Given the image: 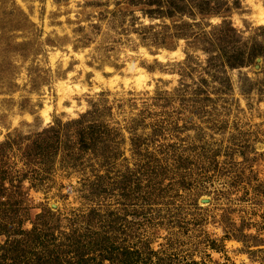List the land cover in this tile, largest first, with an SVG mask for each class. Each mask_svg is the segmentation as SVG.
Returning a JSON list of instances; mask_svg holds the SVG:
<instances>
[{"label": "rangeland", "instance_id": "obj_1", "mask_svg": "<svg viewBox=\"0 0 264 264\" xmlns=\"http://www.w3.org/2000/svg\"><path fill=\"white\" fill-rule=\"evenodd\" d=\"M0 188V256L264 264V0H0Z\"/></svg>", "mask_w": 264, "mask_h": 264}, {"label": "trees", "instance_id": "obj_2", "mask_svg": "<svg viewBox=\"0 0 264 264\" xmlns=\"http://www.w3.org/2000/svg\"><path fill=\"white\" fill-rule=\"evenodd\" d=\"M242 65L235 64L234 67H239ZM208 70H210L209 66L207 67ZM194 105V104H192ZM53 125L46 128L45 130H49L54 136L56 134V130L58 133V128L53 131ZM101 137H103L104 140L99 139L100 143L96 140V142L102 147H108L109 145H106V133H99ZM45 135V134H44ZM50 137L49 135H45V137H40L38 138L40 140V143H46L47 138ZM94 140V139H92ZM35 142V141H34ZM137 146L140 147V141L139 138L136 139ZM35 147H40L41 145L38 143L33 144ZM143 146V145H142ZM33 148V147H32ZM36 148V149H37ZM4 188H0V197L2 196L1 194L3 193ZM14 196L10 197L8 196V199L4 203H0V206L3 207V214H4V220H0V234H5L14 231L13 223L15 222L14 219H16L17 214L20 212L21 209V201H20V191L17 192H12ZM20 198V199H19ZM1 202V201H0ZM14 218V219H13ZM49 222L42 221V224L39 225L38 223L33 224L30 230H25L21 231L20 227L18 226L17 232L18 234H24L25 239L24 242L21 244H17L16 246L11 247V254L6 255L4 254L3 256H0V262L2 264H35L36 262L41 261V263L44 264H49L50 261L52 263L53 260H50V256L47 254V252L53 251L55 254L58 253V250L60 249L61 244L56 247L53 250H48L47 246V237L48 235L46 234L45 231L48 230ZM73 238H72V243L69 244V247H72L74 250L83 247L85 245H89V241L86 237V234L82 235L79 233V231H72ZM12 242V241H9ZM103 243V246L105 248V240H101ZM106 249V248H105ZM9 252H7L8 254ZM56 256V255H55ZM52 259V258H51ZM9 263H6L8 262ZM78 262H80L78 260ZM56 263V262H54ZM65 264H80L76 263V261H70L67 260Z\"/></svg>", "mask_w": 264, "mask_h": 264}, {"label": "bare ground", "instance_id": "obj_3", "mask_svg": "<svg viewBox=\"0 0 264 264\" xmlns=\"http://www.w3.org/2000/svg\"><path fill=\"white\" fill-rule=\"evenodd\" d=\"M46 119V118H45Z\"/></svg>", "mask_w": 264, "mask_h": 264}]
</instances>
